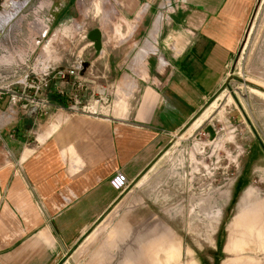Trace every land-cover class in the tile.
Segmentation results:
<instances>
[{
	"label": "crops",
	"instance_id": "obj_1",
	"mask_svg": "<svg viewBox=\"0 0 264 264\" xmlns=\"http://www.w3.org/2000/svg\"><path fill=\"white\" fill-rule=\"evenodd\" d=\"M95 2L108 35L95 27L101 46L91 43L82 72L53 73L34 101L31 89L27 98L6 93L0 136L12 158L0 170V264H160L164 248L181 245L177 227L140 222L159 213L130 186L226 83L256 0ZM75 4L53 10L56 28L69 25ZM75 79L82 108L69 94ZM116 171L124 191L109 184Z\"/></svg>",
	"mask_w": 264,
	"mask_h": 264
},
{
	"label": "rangeland",
	"instance_id": "obj_2",
	"mask_svg": "<svg viewBox=\"0 0 264 264\" xmlns=\"http://www.w3.org/2000/svg\"><path fill=\"white\" fill-rule=\"evenodd\" d=\"M95 3L76 0L74 18L61 28L52 22L61 0H19L8 7L12 15L0 20V122L8 119L9 85L19 91L27 80L70 71L94 54L87 34L106 30ZM249 16L226 83L159 151L140 176L145 181L130 186L159 213L141 223L179 230L181 245L164 248L160 264H264V93L247 83L264 87V0H256ZM49 49L57 52L56 62L49 61ZM72 87L73 103L82 108L85 86L75 79ZM11 158L0 136V170Z\"/></svg>",
	"mask_w": 264,
	"mask_h": 264
},
{
	"label": "built area",
	"instance_id": "obj_3",
	"mask_svg": "<svg viewBox=\"0 0 264 264\" xmlns=\"http://www.w3.org/2000/svg\"><path fill=\"white\" fill-rule=\"evenodd\" d=\"M80 64H81L80 61H76L75 66L73 64L72 69L70 71H68V70H57V73H56L55 69H53L49 73H44L41 77H36V79H37L36 81H34V80L25 81L19 95L23 98L24 97L27 98L26 97L27 96V94H26L27 90L32 89L33 94L28 96V97L31 98V100H33V101L36 100V98H38V96L43 95V93L46 91V89L49 88V86L51 84V79H52L53 73H55L56 76H59L61 78H65L68 74L70 76H75V75H77V73L79 71L78 69L81 67ZM9 86L10 87H8L6 92L17 93V90H12L11 85H9ZM75 103L76 104L78 103V99L76 100ZM109 184L111 185V187L114 190H118V191H124L129 186L127 177L122 171H116L109 178Z\"/></svg>",
	"mask_w": 264,
	"mask_h": 264
},
{
	"label": "water",
	"instance_id": "obj_4",
	"mask_svg": "<svg viewBox=\"0 0 264 264\" xmlns=\"http://www.w3.org/2000/svg\"><path fill=\"white\" fill-rule=\"evenodd\" d=\"M87 36L93 42L94 49L98 50L101 46L100 30L98 28L92 29L88 32ZM83 66H84V64H83ZM247 83L251 84L254 88H256L257 90L262 91L264 93V87L258 86L254 83L249 82V81H247Z\"/></svg>",
	"mask_w": 264,
	"mask_h": 264
},
{
	"label": "bare ground",
	"instance_id": "obj_5",
	"mask_svg": "<svg viewBox=\"0 0 264 264\" xmlns=\"http://www.w3.org/2000/svg\"><path fill=\"white\" fill-rule=\"evenodd\" d=\"M17 1H19V0H5L4 4H2L1 8H3L4 5H6V6L9 5V7H11V5H15L13 3H16ZM13 11H14V9H12V8H8V9H5L4 11L3 10L0 11V18H4L6 15L7 16L10 15L11 13H13Z\"/></svg>",
	"mask_w": 264,
	"mask_h": 264
},
{
	"label": "flooded vegetation",
	"instance_id": "obj_6",
	"mask_svg": "<svg viewBox=\"0 0 264 264\" xmlns=\"http://www.w3.org/2000/svg\"><path fill=\"white\" fill-rule=\"evenodd\" d=\"M4 2H5V0H0V8L2 7V4H4ZM8 7H9V5L8 6L4 5L3 8L0 9V11H2V10L4 11L5 9H8Z\"/></svg>",
	"mask_w": 264,
	"mask_h": 264
}]
</instances>
